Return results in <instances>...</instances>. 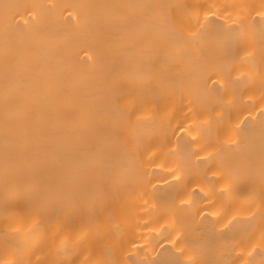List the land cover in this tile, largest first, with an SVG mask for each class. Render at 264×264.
<instances>
[{
	"label": "bare ground",
	"instance_id": "6f19581e",
	"mask_svg": "<svg viewBox=\"0 0 264 264\" xmlns=\"http://www.w3.org/2000/svg\"><path fill=\"white\" fill-rule=\"evenodd\" d=\"M0 264H264V0H0Z\"/></svg>",
	"mask_w": 264,
	"mask_h": 264
}]
</instances>
